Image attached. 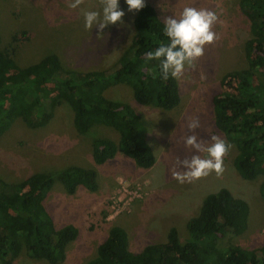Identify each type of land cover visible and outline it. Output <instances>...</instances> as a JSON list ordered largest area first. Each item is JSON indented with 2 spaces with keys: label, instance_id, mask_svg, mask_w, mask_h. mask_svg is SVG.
Listing matches in <instances>:
<instances>
[{
  "label": "rangeland",
  "instance_id": "rangeland-1",
  "mask_svg": "<svg viewBox=\"0 0 264 264\" xmlns=\"http://www.w3.org/2000/svg\"><path fill=\"white\" fill-rule=\"evenodd\" d=\"M70 0H0L2 46L15 50L19 65L37 61L49 53L58 55L64 69L95 70L110 67L112 60L132 34V18L124 0L123 23L109 25L97 34L95 27L86 30L83 13L98 10L100 0H82L73 9ZM239 0H145L159 18L180 11L184 6L207 8L218 17L212 30L219 36L204 46V53L193 67H185L176 79L180 103L171 110L137 104L129 87L119 85L108 91V97L134 106L146 125V139L155 155L150 168H141L118 151L104 163L92 157L91 139L76 132L71 110L58 106L54 116L43 127L29 128L20 119L0 133V176L9 181L23 179L38 171L52 174L68 166L93 169L97 188L78 186L66 192L55 181L44 205L57 227L74 225L76 238L65 248V258L56 264H84L96 255L98 244L113 225L122 227L128 236V248L140 251L150 243H161L172 226L184 238L187 218L196 214L202 198L220 187L244 198L250 206L248 227L241 234L226 233L217 238L219 251L229 245L258 247L264 241V200L259 194L261 179H243L233 166L234 148L214 125L211 98L220 91V78L229 70L247 66L244 42L249 37V22L238 7ZM17 40H12V36ZM195 118L199 127L189 131L187 123ZM102 135L117 140V133L107 127L96 128ZM195 135L208 145L215 136L225 142L222 172L210 171L191 182L178 183L173 171L183 172L178 160L197 153L184 140ZM183 230V231H182ZM11 264H51L21 253Z\"/></svg>",
  "mask_w": 264,
  "mask_h": 264
},
{
  "label": "trees",
  "instance_id": "trees-1",
  "mask_svg": "<svg viewBox=\"0 0 264 264\" xmlns=\"http://www.w3.org/2000/svg\"><path fill=\"white\" fill-rule=\"evenodd\" d=\"M238 7L249 22L243 45L247 66L221 76V89L211 103L215 127L235 150L234 168L243 179H261L259 194L264 200V0H239ZM162 21L151 4L135 10L129 44L110 67L95 70L64 69L55 53L19 65L15 50L2 46L0 32V133L15 119L29 128L43 127L56 108L66 104L76 132L91 139L96 163L120 151L137 166L152 167L155 155L141 115L130 103L107 94L125 85L137 104L165 110L178 106L177 80L161 79L159 61L145 59L148 51L167 43ZM98 127L116 132L117 140L102 135ZM55 181L68 193L78 186L97 188L95 171L81 166H68L55 174L38 171L16 181L0 176V264H11L21 253L51 264L65 258V248L78 230L72 224L57 227L45 208L44 199ZM249 214L244 198L220 187L207 193L196 214L186 219L184 238L172 226L163 242L132 252L126 231L113 225L96 255L84 264H264V241L253 248L229 245L219 251L214 246L226 233H243Z\"/></svg>",
  "mask_w": 264,
  "mask_h": 264
},
{
  "label": "clouds",
  "instance_id": "clouds-1",
  "mask_svg": "<svg viewBox=\"0 0 264 264\" xmlns=\"http://www.w3.org/2000/svg\"><path fill=\"white\" fill-rule=\"evenodd\" d=\"M82 0H70L69 7L79 8ZM127 10L139 11L145 6V0H124ZM120 0H100L98 10H88L83 13V26L86 30L94 27L96 33H103L109 25L123 23L124 9L120 8ZM218 17L207 8L184 6L180 11L163 18L162 33L167 37V43H161L154 50L148 51L146 60L159 61V76L163 80L179 79L185 67H193L197 58L203 55L204 46L218 40L219 36L212 30ZM199 127V121L192 118L187 123L189 131ZM212 143L204 145L197 141V137L189 135L185 138V146H191L197 153L190 159L178 160V164L185 169L183 172L173 171L172 176L178 183L191 182L210 171L217 174L222 172V156L227 150L225 142L213 136Z\"/></svg>",
  "mask_w": 264,
  "mask_h": 264
}]
</instances>
